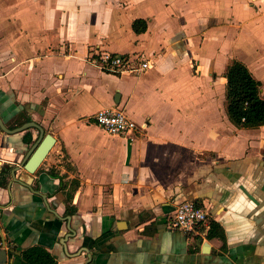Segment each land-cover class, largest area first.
I'll return each mask as SVG.
<instances>
[{
	"label": "crops",
	"instance_id": "0c3cea01",
	"mask_svg": "<svg viewBox=\"0 0 264 264\" xmlns=\"http://www.w3.org/2000/svg\"><path fill=\"white\" fill-rule=\"evenodd\" d=\"M255 32L264 60V0H0V118L15 128L30 117L56 137L35 174H16L35 192L11 170L39 129L0 127L6 264H31L22 252L37 245L55 264H264V125L238 127L227 112V67ZM100 51L150 67L106 72L90 61ZM111 106L137 128L108 133L94 116ZM185 199L224 237L171 227Z\"/></svg>",
	"mask_w": 264,
	"mask_h": 264
},
{
	"label": "trees",
	"instance_id": "16d2710c",
	"mask_svg": "<svg viewBox=\"0 0 264 264\" xmlns=\"http://www.w3.org/2000/svg\"><path fill=\"white\" fill-rule=\"evenodd\" d=\"M141 25V26H140ZM134 29L137 32L146 29V22L137 19L134 22ZM227 77V112L231 121L238 127L257 128L264 125V96L261 93V82L241 60L234 59L230 62L226 71ZM30 120V117H27ZM24 141L30 142L32 135L27 131ZM53 176H59L51 172ZM62 178V177H61ZM67 198L72 201L74 192L80 185L79 179H73L69 184ZM65 183L61 180V189ZM76 208L69 205V213L74 214ZM224 237L221 224L214 219L210 220L209 237ZM23 258L31 264H55L56 257L44 246L37 245L26 248L22 252Z\"/></svg>",
	"mask_w": 264,
	"mask_h": 264
},
{
	"label": "built area",
	"instance_id": "2783aa9c",
	"mask_svg": "<svg viewBox=\"0 0 264 264\" xmlns=\"http://www.w3.org/2000/svg\"><path fill=\"white\" fill-rule=\"evenodd\" d=\"M92 64L110 73L138 72L142 73L150 67V62L141 60L134 63L129 57L111 52H98L90 59ZM96 122L112 135H124L137 128V122L124 111L114 106L105 107L95 114ZM171 227L204 237L210 228V212L207 207L197 204L192 199L181 201L171 218Z\"/></svg>",
	"mask_w": 264,
	"mask_h": 264
},
{
	"label": "water",
	"instance_id": "95a60500",
	"mask_svg": "<svg viewBox=\"0 0 264 264\" xmlns=\"http://www.w3.org/2000/svg\"><path fill=\"white\" fill-rule=\"evenodd\" d=\"M0 127L8 133H19L31 127H36L37 129H39L38 139H36V141H34L33 143L29 145V148L26 151L24 158L22 159L20 164L11 170L12 181L20 182L30 187L33 191L37 192V190H35L33 187L29 185V182L32 180V176H28L24 180L22 177L16 176V174L20 169H24L30 174H35L39 170L40 166L42 165L43 161L45 160L49 152L51 151L52 147L54 146L56 142V137L50 132L45 133V129L38 122L34 120L26 121L22 125L17 126L15 128H9L5 125L3 120L0 118ZM4 170L7 171V168H4ZM44 197L46 200V197H47L46 194H44ZM66 219L69 222V229H70L69 235L66 238H69L73 235H76L77 232L73 230V228L71 227V215L66 217ZM0 229H1V226H0ZM10 251L12 252L13 250L7 249L6 242L4 240L1 241L0 243V264L7 263L8 253Z\"/></svg>",
	"mask_w": 264,
	"mask_h": 264
},
{
	"label": "rangeland",
	"instance_id": "374dc122",
	"mask_svg": "<svg viewBox=\"0 0 264 264\" xmlns=\"http://www.w3.org/2000/svg\"><path fill=\"white\" fill-rule=\"evenodd\" d=\"M250 36V37H248ZM247 36V45H242L239 48V56L243 58L244 62L248 64L254 75L259 78V70H262L264 68V60H261V57L258 55V51L261 50L258 47L257 39L259 37V34L257 32L252 33ZM263 50V49H262ZM260 54L264 55L263 52L260 51ZM260 55V56H262ZM264 59V56L263 58ZM260 63V64H259ZM259 74V75H258Z\"/></svg>",
	"mask_w": 264,
	"mask_h": 264
}]
</instances>
